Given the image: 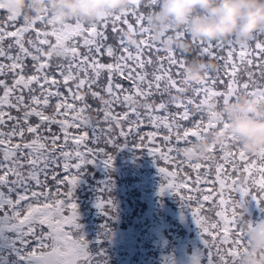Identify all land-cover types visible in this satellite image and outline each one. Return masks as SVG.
<instances>
[{
    "label": "trees",
    "instance_id": "16d2710c",
    "mask_svg": "<svg viewBox=\"0 0 264 264\" xmlns=\"http://www.w3.org/2000/svg\"><path fill=\"white\" fill-rule=\"evenodd\" d=\"M94 2L100 3L98 7L104 11L108 9L106 18L105 14L100 18L101 29L96 34L83 30L65 35L68 25L78 15H90L87 5ZM159 23L171 27L164 35L163 46L153 45ZM142 28L150 29L152 36H145ZM208 39H211L210 46ZM244 41L249 45L245 57L241 54ZM148 42L150 50L143 59L142 47ZM254 52V56L249 54ZM1 54L5 57L0 63V113L17 101L18 106L12 113L16 116L15 124L19 122L25 134H17L9 143L0 141V160L5 163L18 161L23 150L26 157L33 158L41 151L32 145L41 131L46 129L50 134V145L57 143L53 138L58 134L59 153L64 148L69 155L68 163L72 166L81 164L78 172L66 170L58 176L67 184L68 197L76 200L86 196L79 186L77 174L85 176V180L110 176L118 188L126 178L122 165L119 167L114 161L115 155L118 154L119 160L135 161L136 158L144 161L153 140L160 145L158 135L170 129L155 124L153 116L157 115L159 122L168 119L174 123L182 115L185 106L182 99L187 95V86L173 87L153 96L149 94V88L154 78L159 80L161 74L163 83L167 72L175 79L179 74L183 75L185 64L187 75L197 70L201 73L202 67L208 64L214 74L213 83L208 84V81L203 94L192 101L195 103L202 98L197 115L191 119L196 135H186L185 148H180L178 161L171 167L177 171L176 181L163 158L157 155L149 158L143 175L153 178V188L147 192L134 189L131 201L136 213L114 227L108 239L112 243L118 242V250L123 253H137L144 241L157 244V249L140 258L141 264H219L206 248L202 232L191 224V218L184 225V219L188 217L187 206L192 207L189 210L197 206L201 219L205 222L215 220L217 231H220L216 243L210 245H216L223 252L225 260L220 264H264V189L253 193L246 186L243 175L251 161L252 140L264 129V105L256 106L252 112L249 131L244 126L235 129L242 142L235 143L232 148L234 158H228L231 155L222 154L216 146V140L223 137L222 129L219 128L215 136L212 131L209 139L206 130L216 110L212 112L208 108L205 98L212 95L209 94L211 88H216L222 101L224 92L230 88L235 60L239 64L237 74L241 79L238 77L237 81L241 90L249 91L251 84L256 87L258 79L263 80L264 0H0ZM197 58L209 60L206 63ZM134 67H138L139 76L145 77L144 80L129 77ZM205 74H208L207 70ZM132 78L134 84L129 83L133 84L132 88H123L122 83L130 82ZM55 86L58 87L56 94L48 96ZM123 98L140 99L138 104L131 106L143 108L137 111L142 119H134L126 101L123 109L108 123H105V117L92 122L91 128L80 131L65 123L78 111L87 117L95 116L103 110L105 99L114 102ZM188 102H191L190 87ZM90 109L95 111L89 115ZM175 111L179 114L175 115ZM180 130L177 127L175 134ZM95 136L98 140H94ZM198 138L202 143L193 146ZM66 147L72 149L68 151ZM232 160L244 165L235 170L231 178L216 176L218 164L229 167ZM200 175L206 177L204 182ZM179 176L182 179L179 180ZM139 180L136 178L127 185ZM45 181L51 183L48 176ZM178 181L189 184L171 186ZM184 185L188 188L183 189ZM60 191L66 195L63 189L59 188ZM40 194L41 188L30 184L15 193V204L28 211L42 204ZM254 195L260 199L258 204L251 202ZM224 199L232 201L223 210ZM165 213H169V225L161 228L156 218ZM86 214L92 219L95 212L85 209ZM239 214L241 219L234 226L232 221ZM82 231L80 223L75 222L71 232L61 233L60 238L85 246ZM86 238L92 246L101 244L102 238L97 231Z\"/></svg>",
    "mask_w": 264,
    "mask_h": 264
},
{
    "label": "rangeland",
    "instance_id": "374dc122",
    "mask_svg": "<svg viewBox=\"0 0 264 264\" xmlns=\"http://www.w3.org/2000/svg\"><path fill=\"white\" fill-rule=\"evenodd\" d=\"M202 1L206 2L208 0ZM99 5L100 3L98 2L88 4L86 10L90 11V15H78V18L75 20L73 19L72 24L68 25L65 35L68 36L83 30L96 34L98 29L100 30L102 27L100 18L103 14H105L106 18V13L108 11V9L104 11L98 7ZM82 9L84 10V8ZM90 9H92L93 13ZM97 16H99V19ZM159 21L161 22V19H159ZM156 26L159 28L156 33H154L153 39L156 42L152 41L153 45L163 46L165 45L163 41L164 35H166L171 27L169 25L165 26L162 23L156 24ZM142 33L147 37L152 36L148 28H142ZM208 42L210 46L211 39H208ZM242 46L241 54L245 57L247 55L246 50L248 51V42L244 41ZM149 50L148 42L145 47H142L144 53L143 59L149 53ZM249 54L254 56L256 53ZM2 57H5V55H0V63L2 62ZM197 59L206 61V63H208L209 60L208 58ZM248 60L251 61L250 59ZM186 65L187 64L183 65V75L179 74V77L176 79L171 72H167V76L163 80V83H161V74L158 76L159 80L157 77L154 78L149 88V94L153 96L161 91L168 92L173 87H182V85H185V87L187 86V95L182 99L185 102V106L183 107L182 115H180V118L174 121V123H171L168 119L166 122H159L157 121L158 116H153L155 124L158 126L164 125L170 127V129L167 130L166 133H160L158 135L161 137L160 145L156 144L158 142L157 140H153L149 146L150 148H147L148 152L145 154L147 157L144 160L145 162L139 159L136 160V158L135 161L132 159L119 160L117 158L118 154L115 155L114 161L118 163L119 167L122 165L123 175L126 178L123 184L118 188L113 185V178L110 176L93 180L87 179L91 183L89 184L87 180L84 179L86 178L85 176L77 174L80 179L79 186L84 189L83 194H86V196H81V200L68 197L69 194L66 189L67 184L58 177L59 173L66 170L78 172L81 164L72 166V163H68L67 160L69 155L64 148H62V151L59 153V135L55 134L53 138L56 139L57 143L50 145L49 139L51 136L47 134L46 129L41 131L38 138L32 142L34 149H41V151L35 153L33 158L26 157L25 150H23L18 161L5 163L3 160H0V264H141L140 258L142 256H146L151 251L158 248L157 244L144 241L140 244L137 253H123L118 250V242L112 243L108 238L110 236V231L114 227H117L119 224L126 221L130 215L136 213L137 209L131 201L134 189L137 188L139 192H147L153 188L155 184L154 180L153 182L151 181L153 178H147L143 175V168L149 161V158L156 155L157 157L163 158L165 164L169 166L168 170L171 175H173L174 181H176L177 171L171 167L174 165V162L178 161L180 148H185L186 135H196V133L192 131L191 119L197 115V110L200 109L198 103L202 98L195 103H192V101L194 98L203 94L207 82L209 81L208 84L210 82L213 83L212 80L214 79V74L212 70L208 68V64L207 66H203V69L201 68V73L197 70L190 75H187V71L184 70ZM232 66L230 88L224 92L222 101L220 102L219 99L222 95L216 88H211L212 91H210L209 94L212 95L205 96L208 108L212 109V112L216 110V115L215 117H211L208 130L206 131H209L208 135L209 139H211L212 131L215 136L216 131H218L219 128L222 129L224 133L223 137L216 140V146L221 149L222 154L227 156L230 154L231 157L228 158H234L232 156V148L235 143L239 144L242 142V139L237 135L235 129L244 126L245 130L249 131L253 119L252 112H255L254 109L256 106L261 108L262 105H264V78L263 80L258 79L256 87L254 84H251V90H241L238 86L239 81H237L239 77L237 74V70L239 69L238 61H233ZM227 69H229L228 65ZM1 70L2 67L0 66V72ZM206 70L208 71L207 75L205 74ZM129 77H135L137 81L145 79V77L139 76L138 67H134L129 72ZM184 79L185 82L183 81ZM129 83L134 84V79L132 78L130 82H123V88H132L133 84L129 85ZM216 86L219 87V85ZM189 87L191 102L187 103ZM26 88L28 89V87ZM57 90L58 87L55 86L53 91L48 93V96L55 95ZM123 99L124 100L119 101L114 100V102L105 99L103 110L95 116L87 117L78 111L74 116L70 115L69 118L65 120V123L68 124L70 128H74V130L77 131L84 128H91L93 126L92 122L102 120L105 117L107 118L105 121L106 123L108 120L114 119L121 109H123L126 101L129 102L127 108L132 109L129 113L133 115L134 119H142L141 114L137 111L143 110V108L140 106H131L138 104V100L140 101V99ZM198 99L199 98L195 99V101ZM151 102L152 100L149 101L148 104ZM17 106V101H14L12 106L0 113V141L5 140L9 143L17 134H25L24 130L19 127V122L15 124L16 116L12 113V110L17 108ZM223 108L226 109V112L223 111ZM94 111V109H90L89 115ZM177 114L179 113L175 111V115ZM127 116L128 115H126V118ZM48 124L50 125L49 122ZM177 127L181 130L175 134V129ZM98 138V136H95L94 140H98ZM114 142H116V140H114ZM208 142L211 143L210 141ZM198 143H202L200 138L195 141L193 146ZM154 145L156 148H154ZM252 146L253 153L250 156L251 161L246 168H244L243 175L246 186L255 193L256 190L264 189V129L258 136L253 138ZM66 148L68 151L72 149ZM242 165H244L242 162L239 164L234 160H232V164H230L229 167L226 166V164L219 163L216 168V176L228 175L229 178H231L235 173L234 171L238 170ZM46 176L49 177L51 183H46ZM200 177L203 182L206 180V177L201 175ZM136 178L140 179L139 182L129 186L127 185L128 182L131 184V181ZM180 179H182L181 176H179V180ZM233 180L236 181V179ZM202 181L200 184H202ZM176 183H178L180 187H182V184H189L185 181H181V184L180 181H178L172 183L171 186H176ZM30 184H34L41 188L42 194H40V197L43 202L35 207L33 206L27 211L24 207L15 204L14 195L19 189L21 191L28 188ZM185 185L183 189L188 188ZM54 187L63 189L66 195L62 194L61 191L59 192V188ZM52 190L55 192H52ZM231 201V199H224L222 201L223 210ZM251 202L258 204L260 199L254 195ZM187 207L185 211L188 217L184 219V225L186 226L189 218H191V224H193L194 228H197L199 232H202L201 236L206 239L205 246L210 250V254L215 255L219 264L222 263L225 260V258L222 257L223 252L216 245L210 246L212 243H216V239L220 236V231H217L218 227L216 226L215 220L205 222L201 219V211L197 206H194L193 210H189V208L192 207ZM85 209L87 211L90 209L95 212L92 219H90L87 214L84 215ZM168 216L169 213H165L164 216L156 218L161 228H165L169 225ZM234 218L235 220L232 221L234 222L233 225L237 226L241 219L240 214ZM75 222L80 223L81 229L83 230L81 238L86 239L87 244L91 243V241L89 238H86V236L94 235L96 231L102 238L100 240L101 244L96 246L86 244L82 246L78 241L69 239L62 241L60 238L61 233L71 232V228ZM178 222H180V220H178ZM228 222H230V220H228ZM211 229H214L213 232H210ZM90 238L93 239V237Z\"/></svg>",
    "mask_w": 264,
    "mask_h": 264
}]
</instances>
